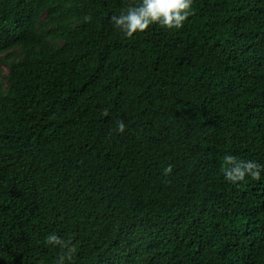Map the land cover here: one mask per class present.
<instances>
[{
  "label": "trees",
  "instance_id": "trees-1",
  "mask_svg": "<svg viewBox=\"0 0 264 264\" xmlns=\"http://www.w3.org/2000/svg\"><path fill=\"white\" fill-rule=\"evenodd\" d=\"M139 3L0 0V264H264V0Z\"/></svg>",
  "mask_w": 264,
  "mask_h": 264
},
{
  "label": "clouds",
  "instance_id": "clouds-1",
  "mask_svg": "<svg viewBox=\"0 0 264 264\" xmlns=\"http://www.w3.org/2000/svg\"><path fill=\"white\" fill-rule=\"evenodd\" d=\"M193 0H140L137 6L129 7L121 11L119 15L110 17L114 28H117L125 37H131L134 33L143 32L152 24H159L165 28L179 29L192 13ZM123 122L117 123V130L123 131ZM171 167L165 169L170 172ZM253 177H258L259 172H253ZM242 178V176L240 177ZM46 243L64 246L54 233L45 238ZM71 252V249H68ZM64 257H60L57 264H62Z\"/></svg>",
  "mask_w": 264,
  "mask_h": 264
}]
</instances>
